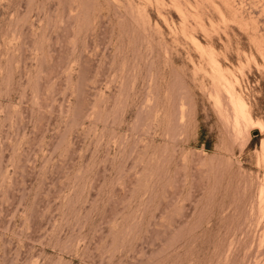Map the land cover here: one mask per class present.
I'll list each match as a JSON object with an SVG mask.
<instances>
[{
	"label": "rangeland",
	"instance_id": "1",
	"mask_svg": "<svg viewBox=\"0 0 264 264\" xmlns=\"http://www.w3.org/2000/svg\"><path fill=\"white\" fill-rule=\"evenodd\" d=\"M0 264H264V0H0Z\"/></svg>",
	"mask_w": 264,
	"mask_h": 264
},
{
	"label": "water",
	"instance_id": "2",
	"mask_svg": "<svg viewBox=\"0 0 264 264\" xmlns=\"http://www.w3.org/2000/svg\"><path fill=\"white\" fill-rule=\"evenodd\" d=\"M253 136H255V137H256V136H258V133H257V132H255V133L253 134Z\"/></svg>",
	"mask_w": 264,
	"mask_h": 264
},
{
	"label": "bare ground",
	"instance_id": "3",
	"mask_svg": "<svg viewBox=\"0 0 264 264\" xmlns=\"http://www.w3.org/2000/svg\"><path fill=\"white\" fill-rule=\"evenodd\" d=\"M242 104V103H241Z\"/></svg>",
	"mask_w": 264,
	"mask_h": 264
}]
</instances>
